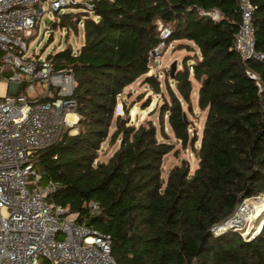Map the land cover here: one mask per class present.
Here are the masks:
<instances>
[{
    "label": "trees",
    "instance_id": "16d2710c",
    "mask_svg": "<svg viewBox=\"0 0 264 264\" xmlns=\"http://www.w3.org/2000/svg\"><path fill=\"white\" fill-rule=\"evenodd\" d=\"M249 1L255 52L264 55V0ZM68 7L83 12L59 14L58 22L75 33L81 23L82 44L46 59L72 76L75 132L65 130L35 153L39 185L56 184L46 201L107 235L116 264H264V229L243 239L261 225L249 237L211 234L243 200L264 194V58L242 61L231 49L240 23L236 0H73ZM210 10L217 21L198 15ZM159 27L168 28L167 38ZM171 42L193 54L175 69L172 88L169 74L164 77L159 128L165 117L174 140L190 147L197 163L190 171L181 161L162 181L161 160L172 146L156 138L150 122L128 125L116 109L123 90L141 77L161 94L149 74V53ZM191 80L204 112L199 136L189 133L182 108L191 112ZM105 140L116 148L98 162ZM90 203L97 206L93 213Z\"/></svg>",
    "mask_w": 264,
    "mask_h": 264
},
{
    "label": "built area",
    "instance_id": "2783aa9c",
    "mask_svg": "<svg viewBox=\"0 0 264 264\" xmlns=\"http://www.w3.org/2000/svg\"><path fill=\"white\" fill-rule=\"evenodd\" d=\"M41 2L0 0V75L6 77L7 85L0 98V264H38L41 260L48 264H116L109 237L48 203L46 196L56 184L40 186V174L33 167L36 151L58 141L76 122L72 76L53 69L46 58L25 57V40L44 13ZM71 2L51 0L48 9L59 12ZM236 2L240 23L231 49L242 61H260L264 55L255 52L250 21L253 7L249 0ZM198 15L218 20L215 10ZM159 30L161 39L168 37V28ZM162 51L163 43L153 49L157 57ZM246 75L255 78L249 72ZM37 84L45 88L35 90ZM68 115L75 117L73 122ZM88 208L91 213L97 210L94 203ZM223 231L218 225L211 234L216 237Z\"/></svg>",
    "mask_w": 264,
    "mask_h": 264
},
{
    "label": "rangeland",
    "instance_id": "374dc122",
    "mask_svg": "<svg viewBox=\"0 0 264 264\" xmlns=\"http://www.w3.org/2000/svg\"><path fill=\"white\" fill-rule=\"evenodd\" d=\"M50 1L51 0H42L41 7L44 13L39 19L38 24L35 25L31 30L30 37L25 40V44L27 46L25 57L27 58L33 59L38 57L39 59H44L48 55H52L58 51H61L66 45H69L72 51L76 52L82 44L81 23L77 24L75 33L72 29L67 30L61 27L58 22L59 14L83 12L82 9H74L73 7H68L67 5L66 8L60 9L57 14L48 9V3ZM75 1L76 0H74V2ZM45 19L49 21V24H46L44 22ZM175 44V42H171L165 49L163 48V52L161 53L160 57L153 58L159 56L158 53L153 51L149 54L150 60L154 62L152 67H150L149 69V74L157 78L159 83V92H161V94H154L146 85H144L141 77L123 90L122 95L119 97L120 100L116 109V113H119L122 119L127 120L128 125L136 127L145 122H150L155 127L156 138L159 141L170 144L172 146V150L165 156H163L161 160L160 176L162 181H165L167 172L173 166L179 165L181 161H184L188 164L190 171L195 168L197 163L190 147L182 149L179 143L174 140L166 124L165 117H163L162 129L159 128L160 124L157 118L158 108L162 104L163 98L167 101V94L164 89L163 80L169 72V66L174 62L175 69H180L182 59L185 57H190L193 54L192 51L178 49L177 47H175ZM12 72H14V70H12ZM5 78V76L0 75V98L4 96L7 90ZM167 81L170 82L169 86L172 88L173 82H171L169 78H167ZM197 86L198 85L196 84V82L191 80V112H187L184 105L182 106V108L185 111L186 117L190 124L189 133L191 134L192 129H194L196 131V134L199 136L204 112H200L196 107ZM33 88L35 90H43L45 88V85L37 84L34 85ZM120 103L123 104L124 108L127 110L126 114L120 111ZM111 130L112 128L110 129V131ZM69 132L70 134H72L75 132V130L70 129ZM196 144L197 143H195L193 146L196 147ZM115 148L116 144L110 146L108 145L107 140H105L99 147L97 161L105 162ZM244 201L245 200H243L242 202ZM240 208L241 205H238L231 216L234 215ZM248 220L249 219H244L240 227L229 230H233L235 231V233H239L240 236L247 237V235H244L245 231L243 232V230L248 228L250 224L248 223ZM263 221L264 220L260 222L259 226L262 225ZM243 239L245 241H248L247 238Z\"/></svg>",
    "mask_w": 264,
    "mask_h": 264
},
{
    "label": "bare ground",
    "instance_id": "6f19581e",
    "mask_svg": "<svg viewBox=\"0 0 264 264\" xmlns=\"http://www.w3.org/2000/svg\"><path fill=\"white\" fill-rule=\"evenodd\" d=\"M74 118L71 115L67 116L70 122H73ZM244 219H249L248 223L250 224L246 228L247 230H243V232L245 231L244 235L249 237L253 228L255 229L264 220V195L255 196L243 202L241 208L223 224L222 230L236 229L242 225Z\"/></svg>",
    "mask_w": 264,
    "mask_h": 264
},
{
    "label": "water",
    "instance_id": "95a60500",
    "mask_svg": "<svg viewBox=\"0 0 264 264\" xmlns=\"http://www.w3.org/2000/svg\"><path fill=\"white\" fill-rule=\"evenodd\" d=\"M44 22L46 23V24H49V21L48 20H44ZM168 74H169V79H172V76H173V73H174V71H175V63L173 62L170 66H169V68H168ZM243 202H241L240 204H239V206L242 204ZM231 217V216H230ZM229 217V218H230ZM228 219H226L224 222H222L220 225H219V227H221V230H222V226H223V224H225V222L227 221ZM263 229H264V221H263V223H262V225L260 226V229H258V232H257V234H255L254 236H251L250 238H247V240L248 241H251V240H253V239H255L256 237H258L260 234H261V232L263 231ZM226 231H230L229 229L228 230H226ZM231 231H233V230H231ZM233 232H235V231H233ZM240 237H242V236H240ZM243 238V237H242Z\"/></svg>",
    "mask_w": 264,
    "mask_h": 264
}]
</instances>
